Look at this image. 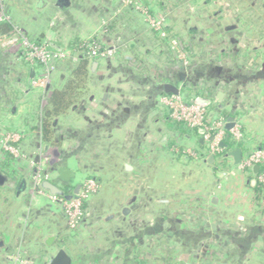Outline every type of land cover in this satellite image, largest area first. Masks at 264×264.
<instances>
[{
  "label": "crops",
  "instance_id": "1",
  "mask_svg": "<svg viewBox=\"0 0 264 264\" xmlns=\"http://www.w3.org/2000/svg\"><path fill=\"white\" fill-rule=\"evenodd\" d=\"M125 11L122 0H0V16L6 19L0 23V39L17 29L33 41L51 40L58 23L60 28L74 27V39L85 28L104 43L122 41V56L131 48L124 47V39L137 46L149 31L135 24L120 33V26L127 24ZM107 23H116L115 32H103ZM256 53L244 67L227 65L226 76L214 73L208 78L210 72L188 68L175 73L176 78L184 73L201 90L210 85L204 97L217 108L214 114L225 113L227 120L233 117L234 123H241L246 140L228 153L240 149L243 160L264 149V47ZM92 64L87 67L92 83L86 106L73 108L64 122L68 124L46 143L40 116L51 92L45 100V91L30 81L31 69L37 79L40 68L27 69L0 54V129L23 133V166L5 178L8 184L0 182V204L8 207V228L0 229V264H11L7 257L19 253L27 264H49L60 248L73 264H264V216L251 204L250 175H231L233 169L219 168L210 157L188 158L186 152L199 153L205 147L201 135L190 131L181 138L167 127L168 117L158 104L164 85L176 86L163 81L172 76L101 66L102 73L117 79L110 82L104 76L97 81L99 66L92 70ZM64 76L59 71L52 88L62 87ZM174 140L175 148L170 146ZM57 150L63 158L46 166L55 183L66 184L57 174L66 167L76 173L70 183L74 185L81 173L76 166L84 170L82 177L93 175L101 181L100 192L88 204L90 222L78 228L69 226L60 203L41 200L29 207V199L21 194L27 180L32 183L34 163ZM126 165L132 171H126ZM22 182L25 187L19 192ZM17 201L16 211L12 206ZM50 237L55 239L49 245ZM66 239L68 249L63 247Z\"/></svg>",
  "mask_w": 264,
  "mask_h": 264
},
{
  "label": "trees",
  "instance_id": "2",
  "mask_svg": "<svg viewBox=\"0 0 264 264\" xmlns=\"http://www.w3.org/2000/svg\"><path fill=\"white\" fill-rule=\"evenodd\" d=\"M188 0H177L173 4V9L182 8L185 6ZM250 1V0H249ZM222 2V3H221ZM172 5L170 0H132L129 5L125 6V17H127V24L133 27L135 24L138 26L141 21L144 22L143 15L137 7L145 9L152 15L156 16L157 13L164 14L169 6ZM204 6L201 8L202 18L198 19V23L205 24V30L201 32L200 30L195 29H180L181 23L171 19V23L168 26L164 27L165 36L162 32H157L149 30L147 37L140 39L135 46H131L130 52L135 57V61L125 60L121 56V50L115 55V60L122 69L130 70L133 74H139L146 72V74H158L161 75L162 72H167L170 74L171 79H164L163 81H173L176 86H179L183 83L184 88L182 89V94L184 95L186 102L194 103L198 99L208 100L204 97L207 87L210 85H205L206 90H201L195 84H192L190 78L184 77V73L179 78H176V72L178 69L185 70L186 68L194 70H204L210 72L208 78L215 73V76H226L228 72L229 64H234L237 66L244 67L246 63H251L250 56L257 55L256 51H248L250 48L245 45L242 47L241 41L251 42L253 38L262 40L264 39V21L256 19V14L258 10H263L261 8L249 9L233 2V0H205ZM240 7V8H239ZM207 8V10H206ZM239 9L244 11L246 14L244 16L241 13L237 14L236 10ZM212 10L214 11L212 13ZM255 10V11H254ZM138 15V16H135ZM231 17L233 20L237 21L242 30L245 32V37L243 38H233L231 36L232 32L226 31L222 26L224 17ZM142 18V19H141ZM116 23L109 25L104 28V33L108 34L109 32H115ZM127 28V27H126ZM129 28V27H128ZM178 28V29H176ZM94 41L103 44L98 37L94 38ZM37 43H42L43 40L36 41ZM207 42V43H205ZM211 42V43H210ZM175 43V44H174ZM114 43L108 44L104 43L103 45L112 46ZM71 49L76 50L77 52L82 48V50H88V43L82 42L79 38L73 39L69 45ZM139 47H149L150 50L145 52H140ZM180 54H184L187 61L188 67L182 66V61L180 60ZM21 63L22 67L29 68V65L23 60H18ZM88 61L79 60L74 62L72 58H66L60 60L56 64L58 71H61L65 74L64 80L65 84L60 88H51L50 96L47 100V105L41 113L40 116V125L42 128L43 141L48 143L56 138L55 131L59 129H64V125H67L68 122L65 121L68 119L69 112L73 108H80L86 106V98L88 96L87 82H88ZM41 67L40 65L38 66ZM151 72V73H150ZM214 76V75H213ZM175 77V78H174ZM185 80V81H183ZM163 91V90H162ZM209 91V90H208ZM166 95L165 92L161 93V96ZM210 95H213L210 93ZM210 101V100H208ZM159 108L163 110L167 117V127L171 131L175 132L178 137H181L183 134H187L190 131H195L196 134H199L198 130H190L182 124H179L173 121L168 111L158 104ZM0 109L3 110L0 106ZM209 119L217 116L214 113L217 111L215 105H210L207 107ZM222 117H227V114H221ZM242 138L241 140H236L232 136H227L224 140V144L227 146V149H224L223 152L215 155L217 165L219 168L233 169L230 159L227 158L228 150L235 149L243 146V142L246 140V135L242 127ZM23 134V133H22ZM183 137V136H182ZM181 137V138H182ZM178 144V140L171 142L170 146L175 148ZM19 147V145L17 146ZM259 150H264L260 148ZM16 157L10 152L0 147V173H4L10 176L15 174L14 171H19L20 167L22 168L23 154ZM198 157L206 158L209 154V150L204 147L202 152L195 151ZM173 155H176L173 153ZM251 155V154H250ZM260 172L259 175L264 174V161L259 165ZM35 172V169L32 171ZM250 175V180L254 178L252 170H246ZM45 173L53 174L51 170H45ZM89 179L94 180L98 185L101 184V181L96 176H88ZM251 204L255 209V212L259 216H264V184L257 182L255 186H251ZM95 195H92V198ZM91 198V200H92ZM89 201L85 203V207L88 210ZM89 211V210H88ZM77 228V227H75ZM66 249L67 239L63 242Z\"/></svg>",
  "mask_w": 264,
  "mask_h": 264
},
{
  "label": "built area",
  "instance_id": "3",
  "mask_svg": "<svg viewBox=\"0 0 264 264\" xmlns=\"http://www.w3.org/2000/svg\"><path fill=\"white\" fill-rule=\"evenodd\" d=\"M131 1L132 0H123L126 5L130 4ZM137 9L143 14L145 22L150 26V30L162 32L163 36H165V33H163L165 20L163 18L159 19L153 17L148 11L141 7H137ZM87 43L88 50L84 51L80 48L79 51L85 52L84 54L87 55L85 61L88 62L93 59L100 60L101 58L114 56L120 50L119 41L115 42L112 46H107L100 44L94 41V38H91ZM6 44L12 53L20 55L21 60L30 63L31 65H40L41 67H44V71L36 81H34V85L42 89L49 84V75L51 71L55 69L53 62L67 58L66 54H63V52L50 48L51 44L49 42L37 44L36 42L22 36L19 30L14 31V33L8 38ZM73 51L77 52L76 50ZM183 57L186 59L185 55ZM70 58L73 59L74 57L70 56ZM184 63L188 65L187 60H185ZM159 104L168 111L169 116L173 121L184 125L190 130H198L199 133L200 131L203 132V134L200 135L206 148L209 150L208 157H214L223 152L224 149L220 147V144L224 143L227 136H232L238 141L242 138L241 123L236 122L234 127L228 131L226 129L228 124L227 118L215 116L209 119L207 117V107L199 105L197 100L194 103L186 102L184 95L181 93L179 95L166 94L161 96L159 98ZM6 137L7 138L0 142V147L16 157L21 156L20 149L17 146L22 141L23 135L11 132L7 133ZM186 153L189 154L190 151ZM190 154L194 159L198 157L195 152ZM263 161L264 150H258L245 158L239 166L233 168V170L230 171V174L232 175L235 174V172L252 170L254 166L260 165ZM46 164L47 162L45 159L34 164L35 172L33 173L32 183L29 189V207L35 206L41 200H46L50 203H60L66 210L70 224L75 228V226L79 225L89 214L85 207V203L96 193L94 187L97 186V183L94 180H91L92 182L90 181L89 184L86 183V185L82 186L80 195L74 198L71 202L59 197H52L48 193L42 192L39 188L43 181H53V174L45 173ZM257 182L264 184V174L258 175ZM7 260L13 264H27L26 261L20 257L10 256L7 257Z\"/></svg>",
  "mask_w": 264,
  "mask_h": 264
},
{
  "label": "rangeland",
  "instance_id": "4",
  "mask_svg": "<svg viewBox=\"0 0 264 264\" xmlns=\"http://www.w3.org/2000/svg\"><path fill=\"white\" fill-rule=\"evenodd\" d=\"M111 1V0H109ZM125 1V0H124ZM171 1V4L168 8V10L164 13V14H161V13H157L155 17L161 19L163 18L165 21V26H168L171 22V19L174 20V21H178V23H181V26H179V30L181 29H195L196 30H200L201 32H203L205 30V26H208V25H205V24H201V23H198V19L202 18V13H201V8L203 7L202 4L203 2H205L204 0H188L187 3L185 4V6H183L182 8H177V9H173V4L177 1V0H170ZM218 1V0H217ZM123 2V0H122ZM233 2L236 4V6H239V4L243 5V7H249V9H263L262 11L261 10H258V13L256 14V19H260L262 21H264V0H233ZM222 3V2H221ZM123 5L124 6H127L124 2H123ZM129 5V4H128ZM240 8V7H239ZM246 9V8H245ZM207 10V8H206ZM248 10V9H246ZM254 10V11H255ZM214 11L212 10V13ZM237 14L241 13L242 16H244V14H246L244 11L242 12L241 9H239L238 11L236 10ZM142 14V13H141ZM123 15V14H121ZM120 15V16H121ZM143 15V14H142ZM135 16H138L135 14ZM224 17V15H221ZM123 17V16H121ZM144 18V16H143ZM142 19V18H141ZM109 23H107L105 26H107ZM141 24V27H143L144 29H148L150 30V26L148 23L145 22V19H144V22L141 21L140 22ZM221 26L226 30V31H229V32H232L231 33V36L235 39V38H243L245 37V32L242 30L241 28V25L235 21V19L233 20L231 17H224V21L222 22ZM129 27L128 24H126V22L120 26L119 28V31L120 33L124 34V33H127V28ZM49 28V26H48ZM53 28L56 29L57 31V36L56 38L54 39H51V40H47V39H43V42L42 44L46 43V42H49L51 44L50 48H54V49H57L58 51L60 52H63V54H66V57L70 58V56L74 57L73 60L74 62H77V60H86V54H84L85 52H74L73 49L70 48V44L72 42V40L74 39V37L76 36V34L74 33V27L72 26H66L65 28H60V24L56 23L55 25H53ZM85 28H82L80 31H79V34L77 35V37L79 38V40H81L82 42H89L91 40V38H95L93 37L92 35L94 34V30H89V31H86L84 30ZM178 29V28H176ZM78 32V31H76ZM124 39V37H123ZM33 41V40H31ZM35 42V41H33ZM121 42H119V46L121 45ZM207 43V42H205ZM211 43V42H210ZM242 43V47L245 45L246 47H249L250 49L248 51H256V50H260L262 47H264V40H259V39H255V37L253 38V40L251 42H248V41H241ZM104 44V43H103ZM108 45V44H107ZM132 44H130L129 40H125L124 39V47L126 49H128L129 47H131ZM133 46V45H132ZM51 51V49H50ZM131 51V50H130ZM122 56H127V57H130L132 58L131 61H135V57L133 56V54L131 52H129V50L126 51V53H123ZM184 54L180 55V60L182 61V66L185 67L187 66L185 62V60L187 59H184ZM115 55L114 56H109V57H105V58H101L100 60H91L89 62V64L91 65L93 62H97L98 63V71L96 72V74L94 75L95 77V80L99 81V79H104V76L107 77L109 76L108 73H102L100 71L101 69V66L104 67V66H108V67H111V68H116L119 66V64L117 63V61L115 60ZM60 61H57V62H53L54 65H55V69L51 71L50 75H49V84H47L45 86V88L43 89L45 91V100H47L48 96H49V92L51 91V88H52V84H53V80H54V76L59 73L58 69L56 68V64H58ZM29 65V68H33L32 65L30 63H27ZM90 68V66H89ZM40 70H41V73L44 71V67H40ZM110 82H114L117 78H116V75H111L108 77ZM36 81V78L35 80ZM92 80H88L87 82V85L86 86H90L91 85V82ZM94 81V80H93ZM172 83H174L172 81ZM182 85V84H180ZM39 88V87H38ZM184 88V86H181L179 87V90H180V93L182 94V89ZM183 95V94H182ZM107 96L109 97V95L107 94ZM7 133L8 131H1L0 129V142H2L5 138H7ZM15 133H18V134H22L21 132H15ZM21 143L22 141L18 144L19 145V149H20V152H21ZM206 147V146H205ZM190 153H193V151H190ZM187 154L188 155V158H192V155L191 154ZM67 155V153H64ZM63 154V155H64ZM208 157V156H207ZM63 156H62V153H60L58 150L55 151V152H52L50 153V156L46 159V162L47 165L49 164H53L54 166L56 164H58V161L60 159H62ZM207 159V158H206ZM84 160V159H83ZM55 162V163H54ZM84 162V161H82ZM35 164V163H34ZM83 165V164H80V166ZM48 167V166H47ZM75 167V166H74ZM80 168V167H79ZM76 171L78 173H82V171H84L81 167L80 170H77V166H76ZM96 169H99L96 167ZM78 174V178L77 180L75 181L74 183V186L77 185V184H80L81 186H84L86 185V183L89 184V182L92 180V179H89L88 176L90 175H87L86 177H82V174ZM2 174L1 176L4 177V178H7L8 179V175L7 174H4V173H0ZM92 182V181H91ZM29 185V186H28ZM97 186H95V196L100 192L101 190V184L98 185L96 184ZM31 187V184H30V181L27 180V186L25 187V190L21 193L23 195V197L25 199H29V189ZM15 189H17V186L15 185ZM8 198V196H7ZM91 198L92 196L89 198V202L91 201ZM27 199V200H28ZM26 200V201H27ZM50 203V202H49ZM14 205L12 206V208L14 210L17 211V206H20V203L17 201V202H14L13 203ZM8 206V204H6V207ZM130 208V207H129ZM8 210V207L7 208H3V205L0 204V229L1 230H4V228H8V212L5 211V210ZM62 210H63V213H64V216L65 218L67 219L68 223H69V226L72 227V225L70 224V221H69V218L66 214V210L63 208L62 206ZM19 211V210H18ZM24 212H26L24 210ZM24 212L22 211L21 215L24 216ZM28 212V211H27ZM20 215V219H24L22 216ZM19 217V215H16ZM89 214L83 219V221L80 222L79 225H76L75 227H80L81 225L83 224H89L90 222V219H89ZM105 218V217H103ZM89 219V220H88ZM102 223H106L105 222V219H103V222ZM5 225V226H4ZM8 230V229H7ZM85 230V229H84ZM83 233H80V237H78L79 239H82L83 241V237L84 235H81ZM1 242H4L2 241L1 239ZM22 254H17V255H14L12 257H20L22 258L23 255L21 256ZM8 262V261H7ZM10 262V261H9ZM8 264V263H7ZM11 264H13L11 262Z\"/></svg>",
  "mask_w": 264,
  "mask_h": 264
},
{
  "label": "water",
  "instance_id": "5",
  "mask_svg": "<svg viewBox=\"0 0 264 264\" xmlns=\"http://www.w3.org/2000/svg\"><path fill=\"white\" fill-rule=\"evenodd\" d=\"M98 63L97 62H93L92 64V70H95V68L97 67ZM30 81H34L35 78V70L31 69L30 72ZM164 91L166 94H173V95H179L180 94V90L172 85V84H165L164 85ZM197 103L201 106L204 107H208L209 106V102L207 100L204 99H198ZM228 124L226 126V129L228 131H230L235 123H234V118L230 117L228 118ZM200 134H203L202 131H200ZM220 147L223 149H227V146L222 143L220 144ZM241 150L240 149H236L233 150L232 152L227 153V158H230V156L233 158V163H232V168H235L237 166H239L243 159H242V154H241ZM210 162L214 161V157L210 156L209 158ZM126 171H132V167L130 165H126L125 166ZM252 172H253V176L254 178L252 180H250V184L251 186H255L257 184V177L259 175L260 172V166L256 165L252 168ZM57 174L59 176V178L61 180H63L66 184L61 185L58 183H55L54 181H43L40 184V190L42 192L48 193L50 196L52 197H59L62 199H65L66 201L71 202L74 198L78 197L81 193L82 190V186L80 184L75 185L72 188H75L74 190H72L70 187V183L71 181L75 180L76 178V173L66 167H62L59 168L57 170ZM224 174H220L218 173V176H222ZM25 187V182H22L18 188V191L21 192ZM67 188H69L67 190ZM129 213V209L126 208L124 210V214H128ZM55 237H50L47 241V244H51L52 241H54ZM49 264H73L72 258L70 257V255L68 254V252L62 248L58 249L57 252L54 254V256L51 258Z\"/></svg>",
  "mask_w": 264,
  "mask_h": 264
},
{
  "label": "flooded vegetation",
  "instance_id": "6",
  "mask_svg": "<svg viewBox=\"0 0 264 264\" xmlns=\"http://www.w3.org/2000/svg\"><path fill=\"white\" fill-rule=\"evenodd\" d=\"M65 4V3H64ZM67 4V3H66ZM0 23H3V22H5L6 21V19H5V17L4 16H0ZM226 29V28H225ZM17 30V29H16ZM15 30V31H16ZM20 31V30H19ZM21 32V31H20ZM14 33V30H12L11 31V34H9V35H3V37L0 39V54L1 55H4V57H8V60L9 59H11L12 57L13 58H15V60L16 61H18V60H21V58H20V55H16V54H14V53H12L11 51H10V49L8 48V45L6 44V42H7V40H8V38L12 35ZM21 34H22V36H24V37H26V38H28L23 32H21ZM29 39V38H28ZM36 42V41H35ZM37 43V42H36ZM37 44H40V43H37ZM25 62V61H24ZM32 66H34V65H32ZM36 66H39V65H36ZM38 69H39V67H38ZM0 182L1 183H3V184H8V182H7V180L5 179V178H2V177H0ZM72 187H74V185H72V184H70V187L69 188H71L72 190H74L75 188H72ZM69 188H67V190L69 189Z\"/></svg>",
  "mask_w": 264,
  "mask_h": 264
}]
</instances>
